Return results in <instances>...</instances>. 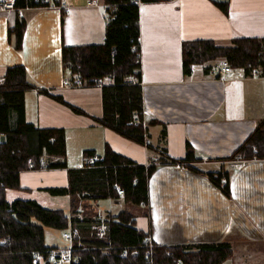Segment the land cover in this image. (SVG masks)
I'll return each mask as SVG.
<instances>
[{
  "label": "crops",
  "instance_id": "1",
  "mask_svg": "<svg viewBox=\"0 0 264 264\" xmlns=\"http://www.w3.org/2000/svg\"><path fill=\"white\" fill-rule=\"evenodd\" d=\"M7 1L14 0H0V82L9 67L24 65L40 88L63 96L90 116L102 117V87H63L62 80L74 77L65 75L61 52L63 45L104 43L105 0H60L66 12L63 24L60 7L5 9ZM215 1H228V14ZM18 16L27 20L21 52L7 38ZM139 23L144 120H159L167 131L162 138L164 127L150 126L149 145L165 149L176 160L186 157L190 145L199 161L188 165L202 174L186 165H159L149 181L146 213L134 216L136 227L150 233L157 245L226 243L233 246L234 256L223 264H264V159L225 160L264 117V79L257 71L221 72L215 66L218 60L194 66L189 75L182 64L184 42L212 40L217 47H231L234 39L263 38L264 0H157L140 4ZM25 105L29 123L64 129L67 141V168L21 172V192L27 199H66L70 204L69 197L51 196L46 190L68 186V170L83 168L85 150L102 157L109 144L141 165L157 158L146 146L37 90L26 92ZM219 171L230 176V197L205 175ZM105 212L106 217L112 215ZM91 225L72 228L89 242L101 232Z\"/></svg>",
  "mask_w": 264,
  "mask_h": 264
},
{
  "label": "trees",
  "instance_id": "2",
  "mask_svg": "<svg viewBox=\"0 0 264 264\" xmlns=\"http://www.w3.org/2000/svg\"><path fill=\"white\" fill-rule=\"evenodd\" d=\"M151 2L157 0H105L108 8L104 43L62 46L61 60L66 76L80 77L88 86H95L97 80L106 77L114 79V84L102 87L103 115L100 118L90 116L84 109L69 104L63 96L31 82L24 65L6 70L0 82V137L4 138L0 141V264H35V252L56 249L46 245L45 228L63 231L70 226L97 222H104L108 226L105 237H100L98 233L92 241L84 242L80 233V238L75 239L73 245L79 262L70 264H223L234 256L233 246L226 243L155 244L152 256L148 258L143 242L149 233L136 227V219L130 212L109 215L105 220L79 217L82 214V202L104 199L119 201L121 196L118 188L123 191L122 199L125 201L149 205V181L159 165H186L190 170L202 174L197 168L188 165L199 161L190 145H187L186 157L176 160L165 149H155L146 144L150 137V126H163L162 138L167 133L161 121L152 119L146 123L144 120L141 64L136 63L141 56L140 4ZM51 6L60 7L63 24L66 12L60 0L38 3L35 0H14L16 10ZM215 6L228 14V1H215ZM26 26L27 20L18 16L7 31L9 44L18 52L23 50ZM232 42L231 47H217L212 40L184 42V74H191L194 66L225 59L232 69H242L246 75L257 71L264 79V37L238 38ZM30 90L51 97L77 114L91 117L96 123L139 146H146L157 154V158L146 166L117 153L109 144H106L102 157L94 150H85V162L92 158L93 165L86 167L84 163L81 169L68 170L67 187L46 190L51 196L70 198L71 216L61 209L44 207L37 200L9 201V190L22 191L19 177L21 172L29 170V160H32L34 170L42 169L39 164L41 161L45 163L43 169L67 168L65 130L39 128L26 120L25 94ZM136 120L141 123L136 125ZM237 157L240 161L264 159V117L245 142L225 160H236ZM205 175L223 195L231 196L228 173L219 171ZM33 219L38 220L39 224L34 223Z\"/></svg>",
  "mask_w": 264,
  "mask_h": 264
},
{
  "label": "rangeland",
  "instance_id": "3",
  "mask_svg": "<svg viewBox=\"0 0 264 264\" xmlns=\"http://www.w3.org/2000/svg\"><path fill=\"white\" fill-rule=\"evenodd\" d=\"M210 63V62H209ZM242 69H235L234 73L241 72ZM155 145V143H154ZM212 170V169H210ZM43 194H39V196L42 198ZM7 198L9 201H13L14 199H27L24 197V193L17 190H9L7 194ZM66 199H58L56 201H50L49 198L42 201L39 199L40 205H43L44 207L50 208V209H61L63 210L68 216H71V208L70 204ZM80 210H82V214L79 216L81 219L86 218H101L105 220L106 218V210H109L110 213L115 216L118 215L121 212L128 211L134 216L142 217L144 213H146V209L143 207V205L134 204L129 201H125L124 199H121L116 203V201L112 199H104V200H97V201H86L80 203ZM34 223L39 224L38 220L33 219ZM94 229H100L101 231L106 232L108 231V226L102 222V223H94L91 225ZM72 233V227L70 226L66 230H58L54 228H45V243L49 247H56L59 249H69L73 247V242L68 239H65L63 237V233ZM96 235V234H95ZM228 264V263H227Z\"/></svg>",
  "mask_w": 264,
  "mask_h": 264
},
{
  "label": "built area",
  "instance_id": "4",
  "mask_svg": "<svg viewBox=\"0 0 264 264\" xmlns=\"http://www.w3.org/2000/svg\"><path fill=\"white\" fill-rule=\"evenodd\" d=\"M44 0H35L36 3L41 2ZM92 4V3H90ZM3 8L5 9H15L14 7V2L11 1H7L4 3ZM115 59V55H112V62H114ZM136 63H141V56L138 58V60L136 61ZM216 68L219 69L221 72H225V73H229L232 71V67L230 66V64L228 63V61H226L225 59H221L218 60V62L216 63ZM248 68H251V65H248ZM63 81V87L65 88H79L85 86V83L83 82V80L80 77H75L74 80H68V79H64ZM114 84V79H112V77H106L104 79H100L97 80L96 85L97 87H103V86H108V85H112ZM141 122L139 120H136V125H139ZM146 144H149V140H147ZM237 161H240L239 157L236 158ZM94 163V159L90 158L87 159L85 162L86 167H90L91 165H93ZM40 167L43 169L44 167V162L41 161L40 163ZM150 163L146 166H149ZM34 164L32 162V160H29V170H34ZM118 194L120 196H122L124 193L121 189H117ZM99 236L100 237H105V232L101 231L99 232ZM63 237L65 239L74 241L75 239L80 238V232L77 229H72V233L69 234L67 232L63 233ZM144 247L147 249V256L148 258L152 256V250H153V246L155 245V243L153 242L150 233L148 237H145L144 239ZM125 256V255H124ZM78 263L79 262V258L78 255L75 254V251L73 249V247L69 248V249H52V250H47L45 252H40L37 251L34 254V263L35 264H70V263Z\"/></svg>",
  "mask_w": 264,
  "mask_h": 264
},
{
  "label": "water",
  "instance_id": "5",
  "mask_svg": "<svg viewBox=\"0 0 264 264\" xmlns=\"http://www.w3.org/2000/svg\"><path fill=\"white\" fill-rule=\"evenodd\" d=\"M4 140V138L3 137H0V141H3Z\"/></svg>",
  "mask_w": 264,
  "mask_h": 264
}]
</instances>
